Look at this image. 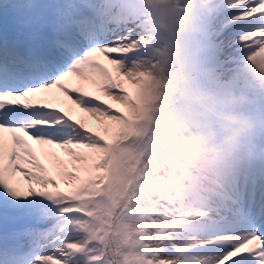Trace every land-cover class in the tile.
Segmentation results:
<instances>
[{"label":"snow or ice","instance_id":"6c2138e0","mask_svg":"<svg viewBox=\"0 0 264 264\" xmlns=\"http://www.w3.org/2000/svg\"><path fill=\"white\" fill-rule=\"evenodd\" d=\"M232 4L234 25L243 21L264 35V19L249 16L238 0ZM135 8L136 0H83L79 15L61 26L44 54L0 50V205L17 213L20 227L15 237L21 242L7 245L6 250L19 257L20 264L25 259L30 264H61L64 242L52 236L56 226L52 205L41 194V186L60 181L63 166L79 162L53 149L103 145L105 131L123 111L115 105L124 96L121 89L127 77L109 65L123 58L116 49L139 39ZM248 35L245 32L239 39L245 42ZM93 82L97 87L89 90ZM41 89L62 93L67 105L54 95L30 97ZM77 109L79 116L74 115ZM260 140V160L246 163L234 178L232 210L239 218L231 225L237 234L248 237L249 244L256 243L229 264H264V132ZM41 155L53 162L55 176Z\"/></svg>","mask_w":264,"mask_h":264},{"label":"rangeland","instance_id":"374dc122","mask_svg":"<svg viewBox=\"0 0 264 264\" xmlns=\"http://www.w3.org/2000/svg\"><path fill=\"white\" fill-rule=\"evenodd\" d=\"M48 0H32L33 9L27 6L26 9H21V14L26 15L25 21H30L34 19L31 16L35 12L37 7L42 6L44 2ZM51 2L61 1V0H49ZM143 1V2H142ZM177 5L190 4L191 0H175ZM166 0H136V8L141 9L144 5H151L152 10H149L147 14L139 20V30L142 32L136 42L138 46H150L153 49V53H146L142 56L136 58H121L118 60H113V65L109 67L117 69L122 77H127V81L124 82L125 87L121 89L124 93L123 98L119 101L122 104L123 111L118 120L120 121V126L118 131L109 132L106 130L105 136L108 137L112 142L113 146L110 149H105L100 144H95L96 152L98 153V160L90 165L88 162H82L85 168H78L76 163L71 167L68 165L63 166L62 178L60 181L49 184L42 187V193L47 197L49 203L52 205V219L55 221V229L52 233L53 238L56 241L63 240V247L60 252L61 264H69L73 261L72 247H78L80 251L84 254V257H78L81 259L80 264H98L102 256L104 255V248L95 245L94 239H100L105 243V238L100 236L96 237L90 231L83 230L80 223L82 219L88 220L90 224L100 223L104 227L105 231H108L109 225L112 224L113 220V196H114V186L111 183V178H107V168L110 164L112 150L116 149L117 146H122V149H116L113 152V156L117 158L122 167V171L125 170L126 176H122L116 180L118 186L125 188L129 181H136L135 174L137 172H144L147 168L152 166L153 160L156 159L158 166L166 165V169L171 174L181 177V165L185 162L189 164L198 163L202 167L210 166L214 164L216 168H223L229 174V172H236L239 165L234 164L233 158H228V162L215 157L213 154L210 156L209 152H200L196 154L197 160H187L183 159L180 152H173L171 150H165L163 144H160V135L153 134L152 136L146 138L145 140L138 128L139 125L145 123L144 119L138 120V116L142 114L135 103H141L143 107L147 105L150 109L156 108L158 99L156 96L161 97L167 93L169 89V82H172L176 67L173 65V55H176V62L180 65L185 63L189 75L193 76L194 80H203L209 86L206 90L211 92L210 106L216 108L213 109L216 113L224 114L231 118L233 121H242L253 115L258 116L260 110L264 107V91L257 89L254 95H249L253 87L241 88V84L237 81H233V74L237 71L243 69L248 70L249 67H256L259 64V60L252 56L251 58H239L238 55L236 59L235 66L225 67L224 72L222 70V61L226 59L217 57L213 62L208 63V56H204L201 53L203 48L202 42L195 40L198 49L192 45L191 39L189 38L191 32L196 29L201 28V21L203 19V11L200 7L193 8L192 10L185 13L186 15H179L175 10H168L164 5ZM68 3H71L70 0ZM231 3V2H230ZM26 5V4H24ZM167 10L168 12H164ZM158 13H161L163 21L167 23V26L172 30V46L170 52V43H166L162 39L156 41L155 37H158L161 31V20L158 17ZM184 23L191 25V28L185 26ZM237 35H235L236 37ZM211 38L210 36H208ZM189 39V40H188ZM190 41V42H189ZM126 44L123 45L126 48ZM211 52L213 50V45H208ZM120 53V51H117ZM172 53V54H171ZM187 61V62H185ZM239 61V62H237ZM166 64V66H164ZM186 71V70H185ZM187 72V71H186ZM188 81V82H193ZM97 87L95 82L90 84L89 90H94ZM256 89V88H255ZM262 93V94H261ZM66 103L67 98L65 97ZM164 100V99H162ZM164 109L157 110L155 112V119H148V122L143 124L147 127L152 126L154 131L159 130V133L165 135L164 141L170 137H176L181 140H187L190 131L196 129V127L189 123L190 118L198 117V114L207 113V110L200 107L197 103L192 101H186L184 103L174 104V105H164ZM250 110V112L248 111ZM130 117L132 121H125L124 118ZM254 119L249 118L245 121L251 122L252 127H256L254 124ZM228 131H223L225 135H228V139L223 143L222 148L214 147L218 144V138L212 137V144L209 146L215 149L216 154L222 158L221 150H227L230 147H237V152L249 151L248 147H243L242 144L237 142V144L232 141V137L238 134H247V130L241 128H235L226 122H222ZM214 122L209 124V129L213 128ZM189 127V130L186 129ZM137 128V129H136ZM188 130V131H187ZM204 143H206L204 141ZM128 148L135 151L138 155L139 160H135L134 154L128 151ZM114 151V150H113ZM56 154L63 153L74 160L72 153H75L72 149H53ZM160 152L161 156L156 157V153ZM172 154L175 162L169 166L170 162L166 160L165 154ZM39 154V153H38ZM63 154H61L62 158ZM191 155L190 152L185 153L184 156L187 157ZM206 156L207 158H203ZM231 157V156H230ZM59 155L56 159L59 160ZM41 160L49 167V171L56 174V170L53 167V162L46 159L41 155ZM135 162V163H134ZM169 163V164H167ZM202 173H194L193 177H199ZM155 181H160L155 178H149L150 183ZM166 187L165 182L160 181ZM104 184L102 187V194L100 195L101 189L99 190L98 196H93L91 193L98 189L99 186ZM27 186L25 182V187ZM206 187V186H204ZM92 190V192H91ZM72 193L74 197H72ZM2 194V193H0ZM182 193H176V188L173 187L167 192L164 191H148L145 197H139L135 200L141 201V204H151L155 207V210L151 212L145 218H140V222L145 224H155L160 226L161 223L167 221H183L187 224H192L193 222L208 218L213 214L207 213L206 211H201L203 208L200 206L193 207L192 209L182 208L183 204H180L179 200L182 199ZM186 194V193H184ZM197 198L202 200H207V196L203 192L193 193ZM70 199V200H69ZM179 199V200H178ZM177 202L174 203L173 201ZM80 208H85L89 211L90 216L84 215L79 212ZM200 211V212H198ZM17 215L1 214L0 215V226H6L8 230L16 232L20 227L19 222L16 219ZM228 214L224 215L227 217ZM137 231V224H128L127 219L122 220V231L129 230V228ZM161 230L159 234H150L145 236L136 242L138 250H127L126 255H124L125 264H177L176 261L184 260L187 258L188 254L180 256H173L169 253L160 252H149L150 246H168L169 248L186 246L190 243H186L185 240H178L179 229H171L160 226ZM233 234H237L235 231ZM237 239L244 238V235L238 234ZM199 243H203V240L208 242V239L196 238ZM215 240V238H214ZM126 246L129 248H134L133 244H130L126 240ZM245 245V243H242ZM197 255H192L191 258L196 260ZM212 258L211 260H213ZM203 260L200 256L199 262ZM210 260V261H211ZM218 260H215L209 264H215ZM26 264H30L28 259ZM72 264V263H71Z\"/></svg>","mask_w":264,"mask_h":264},{"label":"bare ground","instance_id":"6f19581e","mask_svg":"<svg viewBox=\"0 0 264 264\" xmlns=\"http://www.w3.org/2000/svg\"><path fill=\"white\" fill-rule=\"evenodd\" d=\"M19 0H0V22L5 23L2 28H0V36H11L14 38L20 37L24 34L30 33L32 28L29 26L25 27V22H19L22 18L19 10L23 9L25 5H23L21 2H18ZM26 3L30 4V9H33V4L30 0H24ZM228 0H201V4L203 9L207 10L206 14H209L208 18H205L203 20V23L201 26H203L205 30V35H209L210 32H214L215 34L213 37H218L217 41L215 43L214 51L216 53H225L222 57L226 59L221 63L222 64V70L224 72L225 66L230 67L233 65V62H235L236 58L233 57L232 51L235 50L238 45L236 42L238 40H235L234 32L233 30L236 28L237 23L240 22V25H243L244 30H249L248 37H253L249 41H247V45L245 49H253L256 51L254 54L249 55V58L252 56L256 57L255 59L259 60V64L256 67H249L248 70H239L236 73L233 74L232 78L233 81H237L241 83L243 86H260L264 87V69L261 68V65L264 64V35H261L259 32H253L251 27L245 24L243 21H238L235 25L233 24V21L231 18H228L225 20V22H222L220 27H218L221 20L224 21V18L228 17L229 14H231L234 9L233 6H230L229 3L225 4ZM232 1V0H231ZM6 3V6L4 7V4ZM67 2L64 1L63 4H66ZM243 3H246L248 10L250 11L248 15L255 14L258 9H264V0H244ZM242 3V4H243ZM255 3V7L252 6V4ZM53 4L44 2L42 6L37 7L35 10V13L33 14L36 20H40V30L47 26H53L54 22L58 26H60L59 22H56L54 20V15L49 18L47 16L48 10L51 8ZM53 7V6H52ZM248 12V11H247ZM30 14V13H28ZM26 14V15H28ZM55 14V13H54ZM256 19H258L256 17ZM31 21L29 24H32ZM12 24V25H11ZM139 32V36L142 32H140L139 28L137 29ZM223 31V33H221ZM247 37V38H248ZM259 37V39H257ZM138 40H134L131 43L125 42L127 45L126 48L122 47L119 49H116L115 51H120V53H128L135 51L136 47H138V44L136 43ZM253 51V52H254ZM114 61L110 65H113ZM109 65V66H110ZM30 97H47L49 95H54L59 101L64 102L66 105L65 96L56 91V90H50V89H41L37 93L29 94ZM117 108H123L121 102H117L115 105ZM74 115L79 116V110L77 109ZM90 126L95 127L96 124L94 121H90ZM120 121L118 118H115L114 126L107 131H118L120 126ZM106 132V131H105ZM108 133V132H106ZM74 152H79L80 155L78 157L74 156V160H78L79 162L76 163L78 168H85L84 165H82V162H88L90 165H93L96 160H98V153L96 152L95 147H93V144L90 145L87 148L83 149H72ZM206 167V166H205ZM211 171V174L209 177H205L200 179V181L207 187L210 188L208 191V194L210 197V203L205 204L206 206H209L210 208H219L224 212H227V210L234 209L233 206L228 201H224L223 197L220 195V192L224 191L221 189L220 180L223 182H226L225 180V173L221 170H216L214 168L208 167ZM206 170V168H204ZM205 174V173H204ZM191 176V174H189ZM187 175V176H189ZM207 176V175H206ZM16 179V178H15ZM199 201L197 198H195L193 195H185L181 200L180 204H183L185 207L184 209H192L195 204H199ZM236 220L233 219H213V218H203L198 220L196 223L192 225L190 229L181 230L177 234L179 236L178 240H185L186 243H190L189 245H198L199 241L196 238H204L208 239V244L200 245L196 251H189L188 256L184 260L176 261L177 264H209L215 260H218L215 264H229V261L236 255H238L239 252L244 251L246 247H254V244L256 243L255 240L252 241L251 244L248 243V237L244 236L242 239H237L236 237L238 234H233L235 229L231 227V225ZM213 232H216L214 236H212ZM14 234L7 233L4 238L0 239V243L2 244H8L9 241L11 243H14L15 239L12 238ZM215 238H219L218 240H214ZM198 241V242H197ZM206 242V241H204ZM242 243H245V245H242ZM239 244L240 247L236 248V251L230 252L229 248ZM4 252L3 250H0V261L4 260L5 264L14 263L20 264V258L17 259L16 257L12 255H5L2 254ZM79 252L75 247L73 248L72 255L75 260L70 261L72 264H80L81 259L78 257L80 256L77 254ZM5 253V252H4ZM194 254H200L203 255V260L200 263H197L194 258H191ZM60 255V254H59ZM62 256V255H60ZM185 257V256H180ZM64 259L63 257H60ZM59 258V259H60ZM214 258L213 260H211ZM211 260V261H210ZM25 262V260H24Z\"/></svg>","mask_w":264,"mask_h":264},{"label":"trees","instance_id":"16d2710c","mask_svg":"<svg viewBox=\"0 0 264 264\" xmlns=\"http://www.w3.org/2000/svg\"><path fill=\"white\" fill-rule=\"evenodd\" d=\"M200 88H201L200 86H192L191 89L188 87V89L186 91L182 92V84L177 83L175 85V87L172 88V90H173L172 92L176 96H181L182 93L184 94L186 92H190L191 94H195L200 90ZM151 115H152V113H151ZM121 172H122V170L119 168V166L115 165L114 170H113V178L117 179L118 175L121 174ZM121 176H123V175H121ZM115 190L117 192V195H116L117 205L120 204V207L118 206V208H117V213L119 214L120 210L124 209L126 198L131 197L132 194L135 192V185H130V186L126 187V194H124V195H123L122 189L117 185V183H115ZM84 226L88 229H91V230H94L95 228L99 227V226H91V225H88L86 223H84ZM146 230H147V228L139 225L138 232L143 233Z\"/></svg>","mask_w":264,"mask_h":264}]
</instances>
